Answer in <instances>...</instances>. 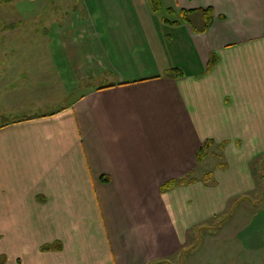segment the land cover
<instances>
[{
  "label": "crops",
  "instance_id": "obj_1",
  "mask_svg": "<svg viewBox=\"0 0 264 264\" xmlns=\"http://www.w3.org/2000/svg\"><path fill=\"white\" fill-rule=\"evenodd\" d=\"M73 1L81 15L64 26L53 11L68 13L71 0H13L19 16L35 15L28 4L36 16L50 11L47 24L33 35H0V78L31 50L15 49L20 41H32L26 46L35 53L49 43L57 72L64 67L68 82L76 75V99L62 109L0 125V257L169 264L191 228L264 183L252 170L264 156V0H162L175 23L163 22L149 0ZM209 7L214 21L205 33L177 16ZM172 69L183 76H167ZM208 140L214 144L198 165ZM204 165L212 183L161 190ZM230 218L226 232H240L242 263L264 264V192L258 208L238 207Z\"/></svg>",
  "mask_w": 264,
  "mask_h": 264
},
{
  "label": "rangeland",
  "instance_id": "obj_2",
  "mask_svg": "<svg viewBox=\"0 0 264 264\" xmlns=\"http://www.w3.org/2000/svg\"><path fill=\"white\" fill-rule=\"evenodd\" d=\"M71 2L74 5H70L68 13L65 10L60 13L59 10L53 11V16L59 20V23L62 22L64 26L68 24L70 19L79 18L81 15V13L78 14L73 11V9L77 10L79 5L73 0ZM28 6L30 8H27V11L33 9L35 15L24 17L21 14L19 16V9L14 5L13 0L0 3V35L4 32L17 31L31 32L30 34L33 35L36 25L41 28L40 23L47 24L50 11L45 16L40 17L36 16L38 12L35 10V4H28ZM48 7L52 8L51 5ZM162 12V14H159L160 16L167 15L165 10ZM95 16L94 13L93 17ZM5 24H17L20 25V28L8 31L4 29ZM9 36H12V33ZM15 43H18L15 49L20 45L23 49L31 50L24 55H22V52L19 53L20 55H16L4 76L0 78V125L13 119L54 113L76 99V96H73V92L70 91L72 84L75 85L72 81L76 75L74 73L69 74L71 76L68 82L66 80L68 74L64 67H59L61 72H57L55 63L60 58L50 55L49 52H53V50H46L49 49V43H42L40 46L42 51L38 53L34 52L33 45L31 48L26 46V44H31L32 41ZM34 45H36V41H34ZM18 80H20L19 84ZM6 86L9 88L8 91L3 89ZM212 169L209 165H204L199 169L192 170L189 174L192 173L193 178L201 179L202 182L204 175L212 172ZM252 170L255 177H257L255 179L262 178V174H264V156H261L252 164ZM260 184L262 185L259 193L255 190L244 197L233 198L220 214L191 228L188 244L176 256L169 259V264H243L240 259L244 258L246 253L244 248H239V244H242L239 241L240 232L234 230V232L231 231L228 234L226 228L230 226L229 222L232 225L229 216L238 207L250 210L258 208V199L263 197L264 192V183ZM250 239L251 234H249L248 242ZM185 251H189L186 257ZM233 259H235V262L232 261ZM5 261L6 258L2 257V262Z\"/></svg>",
  "mask_w": 264,
  "mask_h": 264
},
{
  "label": "trees",
  "instance_id": "obj_3",
  "mask_svg": "<svg viewBox=\"0 0 264 264\" xmlns=\"http://www.w3.org/2000/svg\"><path fill=\"white\" fill-rule=\"evenodd\" d=\"M10 1L11 0H0V3L1 2L7 3V2H10ZM149 3L151 5L152 11L155 14H162L163 13L162 11L165 10L167 15L163 16V22H165V23H175V22L170 21L169 18H168V17L173 16V13L175 12L174 9H172V8L164 9L163 4H162V0H149ZM177 16H178L179 20H181V21H183L185 23H188L195 33H205L213 25L214 10L211 7L200 9V10H187V11L186 10H180L179 13H177ZM16 27H17L16 24H13V25L5 24V26H4L5 30L15 29ZM216 61H217V57H216L215 54H213L211 56V58H210V61H209V64H208V67H207V70H206L207 72L211 71L212 69H214V67H215V65L217 63ZM167 76L180 77V76H183V72L181 70H179V69H172L169 72H167ZM46 115L47 114L39 115V116H28V117H24V119L20 118L18 120L13 119V120L5 122L3 124V126L7 125L9 123H17V122H20L22 120L23 121L24 120L27 121V120H31V119H36V118H38L40 116L44 117ZM213 144H214L213 141L208 140L199 149V151L196 154V163L198 165L201 164L206 159V157L209 154V150L213 146ZM192 176H193V174L191 173L187 177H185L184 179L171 180L168 184L163 185L161 187V190L163 192H165L167 190H172V189H174L175 187H177L179 185L183 186L185 184H193V183H196L197 181H199V180L193 178ZM262 176H264V174H262ZM213 178H214V174L213 173H208L202 178V182L204 184L212 183L211 181L213 180ZM55 249H56L55 245H44V246L41 247L42 251H53ZM188 252L189 251H185V257L187 256ZM166 263L167 262H160V263H157V264H166ZM0 264H4L2 262V256L0 257Z\"/></svg>",
  "mask_w": 264,
  "mask_h": 264
}]
</instances>
